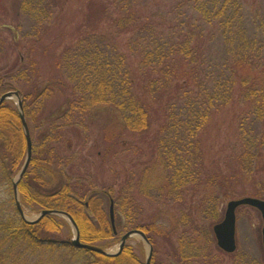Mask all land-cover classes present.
Returning a JSON list of instances; mask_svg holds the SVG:
<instances>
[{"label":"trees","instance_id":"1","mask_svg":"<svg viewBox=\"0 0 264 264\" xmlns=\"http://www.w3.org/2000/svg\"><path fill=\"white\" fill-rule=\"evenodd\" d=\"M68 1L11 0L10 10L4 12L16 28L3 23L13 29L14 36L8 41L0 34V62L12 53L18 59L0 74L13 76L9 80L0 77V96L19 91L33 140L31 162L18 184L24 212L28 214V208L67 211L78 225L81 240L105 249L134 228L143 230L153 247L156 237L174 247L172 236L186 224V217L189 224H195L192 209L184 212L188 190H208L200 206L204 208L209 198L215 201L207 209L218 218L219 199H228L237 181L249 182L255 187L250 194L264 198V35L257 29L249 32L241 0H204L207 5L196 7L200 22L193 35L185 32L182 23L173 22L178 5L167 9L169 17L158 15L159 2L152 0H85L83 21L70 33L59 30L44 46ZM0 4L5 7L6 3ZM30 22L33 29L22 33ZM23 49L27 53H21ZM39 55L52 58L58 71L55 76H42ZM57 94L65 98L47 111L46 103ZM228 104L240 110L238 146L228 172L215 162L214 172L203 177L200 133L211 110L215 114ZM99 110L103 113L97 117ZM162 114L166 120L160 132L165 136L160 138L157 131L148 138ZM86 119L101 126L102 164L131 133L144 134L135 147L142 148L138 144L143 141L147 145L144 153L153 162L140 186L148 197L156 189L157 196L173 202L170 224L160 223L157 216L152 221H137L141 204L129 172L117 189L115 183L99 187L92 175L75 169V151L61 154L58 142L66 131L88 139ZM25 156L19 106L7 99L0 107V189L5 186L7 191L2 195L0 190V264H144L145 251L142 258L128 243L115 256L72 245L74 229L62 215L46 214L39 222L26 221L17 210L13 187ZM133 214L137 215L133 221H126ZM184 233L177 240L180 262L190 257L187 249L193 244ZM154 258L155 253L152 264Z\"/></svg>","mask_w":264,"mask_h":264},{"label":"rangeland","instance_id":"2","mask_svg":"<svg viewBox=\"0 0 264 264\" xmlns=\"http://www.w3.org/2000/svg\"><path fill=\"white\" fill-rule=\"evenodd\" d=\"M2 2L6 4L5 7L0 6V34L6 40L12 41L14 36L13 29L3 27L4 22L15 25V22L11 19L12 17L7 18L4 14L5 10L6 13H8L10 10L11 7L9 2H11V0H0V3ZM152 2L155 4L159 2L156 5V9L160 8L158 15L164 14L168 15L169 17L170 14L167 9H171L174 5H178L177 15L174 16L176 20L173 19V22L177 24L182 23L185 27V32L191 31L192 35L193 30L200 22L198 20L199 13L197 12L196 7L199 4H208L207 1L204 2V0H152ZM241 3L242 13L249 28V32L252 29L253 31H251V33H255L257 29V33L260 35L262 33L264 35V0H241ZM86 9L87 3L85 0H69L67 4H65L63 9L64 11L60 13L61 15H58L57 19L59 24L54 27V31L48 36L46 39L47 43L44 46H47L53 38L59 35V30H66L70 33L76 25L83 21V11H86ZM158 19L160 18L158 17ZM103 27H105V24ZM14 28H16V25ZM24 28L21 29L22 33L32 30L33 24L30 22ZM22 33H20V37L24 36ZM69 42L70 41H68V43ZM193 45H195L194 40ZM25 52L26 49L21 51V53ZM38 52H42V47L38 48ZM41 56L42 55H39V67L42 76L45 78L55 76V73L58 71H56L54 67L52 58ZM17 59V54L12 53L10 57H8L4 62H0V74L6 73V71L9 70L12 62L17 61ZM132 61L135 62V60ZM0 77H3L4 80H9L13 76L2 75ZM14 81L13 82L17 83L19 86H22L23 83L26 87L31 86V84L24 81ZM63 97L64 95L62 94H57L56 98L52 97V99L46 103V110L50 111L51 109L57 108L60 105L59 103L62 101L61 99ZM211 111L212 112L207 120V124L199 136L200 147L205 166V170H203L205 175L203 177L208 175L207 173L214 172L215 162L222 167L224 172H228L232 152L238 146L237 127L238 115L240 114L238 106L228 104L222 107L221 110L215 114L214 108ZM98 113L97 117H100L103 112L99 110ZM63 120L60 122H63ZM165 120L166 118L163 114L160 119H156L147 137L150 138L151 134L157 131L159 132L160 138L164 137L165 135L160 132V125L161 122ZM96 122H91L89 120L87 121L86 119V123L90 125L88 127L87 140L85 135H78L77 133H74L73 135L72 132L66 131L62 135L61 141L58 142L61 154L71 155V153L75 151V156L77 158L75 161V169L79 168L82 173L92 175L94 177L93 179L97 180L96 185L99 187H103V185L106 183H115L114 187L116 186L117 189L119 186V181L126 179L127 173L129 172L130 177L133 178V183L136 185L133 188V192L136 194L138 204H141V209L138 211L139 220L137 221H152L153 218L157 216L161 219L159 221L160 223L167 221L166 223L170 224V214L174 209L173 202H170L171 200H168L166 197L157 196L155 191L156 189H153L154 191L151 192V197H148L143 193H148V191L146 189L143 190V188L140 186V180L153 162L150 161L153 157H151L149 153H144L143 147L147 149V145L143 141L138 144L141 145L142 148L135 147L144 134L131 133L124 143H122L120 146L118 145L115 152L112 151L107 155L109 161L102 164V150L104 145L101 142V126H99L97 124L98 122ZM67 129L68 127H66V130ZM69 140L71 141L72 145L69 143ZM122 147L124 148L121 149ZM194 156H196L195 152ZM69 173L72 174L71 172ZM116 176H118V178H115ZM158 184L160 185V183ZM159 185L156 186L159 187ZM191 185L193 184H190V186ZM5 188V186H2L0 189L2 191V195H6L7 191ZM254 190L255 187L249 182L247 183L242 180L237 181V183L229 190L231 196L228 199L222 201L219 199L220 208H218L217 211L219 218L216 217L217 214L215 212L213 214L211 210L207 209L208 207L214 205L213 202L215 201H211L209 198L204 208L200 206L201 199L205 194H208V190L204 191V187L201 188L200 192L196 193H194V189L188 190L189 193L184 195L186 198L184 212L188 213V211L192 209L191 211H193L192 215L195 219V224H189L190 219L188 216L186 217V224L180 226L172 236L174 242H176L174 247L168 244L166 239L162 237H154L156 240V244L154 246L156 258L153 259L154 264H264V247L262 241L263 219L260 211L255 207L244 204L238 206L236 209L237 248L234 252L229 253L222 250L217 245V240L213 231L214 224L218 223L224 218L228 201L244 196H253L250 193H252ZM205 209L207 211H205ZM27 210L29 212L27 215L30 219L37 217L39 213L30 208ZM136 216V214H133V217H127L126 221H133V218ZM66 220L70 225H72L69 219L66 218ZM123 225L125 226V223H123ZM129 226H131L130 223H128V227ZM182 233L186 234L187 239H190L193 244L190 245V249H187V253L188 255L190 254V257L187 259L183 258L180 262V255L177 253V240L182 235ZM59 237L63 238L61 235ZM142 241V237L135 234L129 238L127 243L130 244L136 250V252L142 256V258H144V251L146 257L148 247L147 244ZM118 245V240H114L109 246L108 250L115 251L117 250ZM197 248H200L199 251Z\"/></svg>","mask_w":264,"mask_h":264},{"label":"water","instance_id":"3","mask_svg":"<svg viewBox=\"0 0 264 264\" xmlns=\"http://www.w3.org/2000/svg\"><path fill=\"white\" fill-rule=\"evenodd\" d=\"M12 99V98H17L18 101V106H19V112H20V117L22 120V127L24 131V135L26 138V157L25 161L23 163V166L21 167L20 171L17 173V175L13 179V187H14V194H15V200H16V206L17 210L20 213V215L29 222H39L46 214H59L64 217H67L70 222L72 223L74 230H75V235L74 237L70 240V243L78 248H86L90 249L93 251H97L99 253H102L104 255H110V256H115L118 255L119 253L122 252L124 249V246L127 243V240L131 237L136 235H139L143 238L144 242L147 244L148 247V252L147 256L145 259L144 264H152V257H153V245L146 236L145 232L141 229L135 228V229H130L126 233H124L121 237V241L119 243L118 249L115 251H109L108 249H105L103 247L97 246L95 244L91 243H86L83 242L80 238V231L78 228L77 223L75 222L74 218L72 215L64 210H57V209H48V210H42L36 218L34 219H29L22 206L20 203L19 199V192H18V184L22 180L24 174L26 173L29 164L32 159V154H33V140L30 132L29 125L27 123L24 110H23V105H22V99L20 98V94L18 90H10L5 93H3L0 97V107L2 103L7 100V99ZM251 205L255 208H257L263 219V227H262V241H263V247H264V198L256 197V196H244L240 198H235L231 199L227 203V207L225 210V215L224 218L214 224L213 226V231L217 240V245L224 251L226 252H234L237 248V242H236V209L240 205ZM110 215L111 219L114 222V203H111L110 207Z\"/></svg>","mask_w":264,"mask_h":264}]
</instances>
